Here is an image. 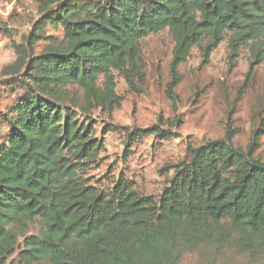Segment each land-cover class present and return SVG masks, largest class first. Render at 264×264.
<instances>
[{
    "label": "trees",
    "instance_id": "1",
    "mask_svg": "<svg viewBox=\"0 0 264 264\" xmlns=\"http://www.w3.org/2000/svg\"><path fill=\"white\" fill-rule=\"evenodd\" d=\"M38 15L10 69H24L26 82L0 143V264H181L182 251L199 244L264 249L259 131L245 150L229 134L191 149L157 198L123 178L104 193L85 178L102 141L63 104L66 87L76 86L84 109L111 110L110 74L141 76V42L164 31L174 41L172 100L178 68L195 48L207 63L226 42L231 64L246 51L253 70L264 64V0H40ZM46 28L61 40L34 56ZM149 134L169 140L153 126L126 134L128 144ZM30 223L39 231L19 243Z\"/></svg>",
    "mask_w": 264,
    "mask_h": 264
},
{
    "label": "rangeland",
    "instance_id": "2",
    "mask_svg": "<svg viewBox=\"0 0 264 264\" xmlns=\"http://www.w3.org/2000/svg\"><path fill=\"white\" fill-rule=\"evenodd\" d=\"M40 0H0V143L8 128L5 117L11 114L24 90V69L10 73L18 59V47L26 40L37 22ZM44 37L32 47L36 56L49 45L61 40V32L46 28ZM174 41L168 31L151 35L140 44L138 63L141 76L128 80L124 74H110L114 85L111 110L85 107L84 93L76 86L66 87L63 104L72 108L75 119L91 126L102 141L98 160L85 178L107 193L112 184L125 179L142 196L157 198L173 176V169L190 158V150L208 142L231 136L236 148L245 150L259 131L254 156L264 162V64L250 70L246 51L231 64L227 43L223 42L204 62L198 49L179 66V82L170 99V61ZM30 55V51L27 50ZM9 69V71L7 70ZM103 77L98 87L103 89ZM164 131L169 140L149 134L128 144L133 130ZM118 127L115 132H108ZM127 129V130H125ZM129 145V146H128ZM24 236L36 235L39 225L30 223ZM231 239L236 236L230 234ZM181 264H264V249L258 244L236 247L229 241L224 247L197 245L182 251Z\"/></svg>",
    "mask_w": 264,
    "mask_h": 264
}]
</instances>
